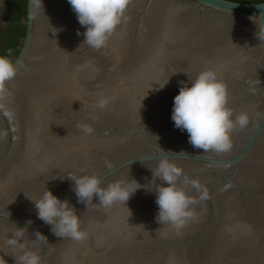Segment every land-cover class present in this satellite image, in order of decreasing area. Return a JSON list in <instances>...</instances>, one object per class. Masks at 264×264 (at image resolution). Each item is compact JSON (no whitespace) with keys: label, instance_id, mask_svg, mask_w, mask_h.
<instances>
[{"label":"clouds","instance_id":"1","mask_svg":"<svg viewBox=\"0 0 264 264\" xmlns=\"http://www.w3.org/2000/svg\"><path fill=\"white\" fill-rule=\"evenodd\" d=\"M67 3L75 13L79 25L85 28L82 33L83 44L91 49L101 50L116 30L127 23L126 11L131 0H67ZM259 8L262 10L259 19L264 21V5ZM41 9L43 10L42 0H29L30 13ZM77 35L81 33L78 32ZM18 72L17 63L7 56L0 55V94L5 93L4 85L13 80ZM168 82L169 79L163 84L155 85L163 89ZM107 103L108 99H101L98 106L103 109ZM171 120L174 128L187 133L188 143L194 149L203 150L204 153L229 151L232 147L233 131L244 129L249 124V116L246 112L235 114L228 107L226 86L211 69L200 72L193 81H189L188 78V83L181 82L179 92L173 98ZM78 127L86 135L93 132L88 125H78ZM162 153L163 155L157 154L154 157L155 159L159 157L158 164L154 170H151L153 181L161 182L154 191L156 197L154 202L158 208L156 221L159 224H168L179 232L189 220L194 218L192 206L197 204L198 200L206 199L207 192L201 189L196 180H190L186 176L183 177L184 183L190 184L196 190L198 198L189 196L182 188L177 187L178 181L183 176L182 169L170 161L167 153L163 151ZM108 167L111 168V165ZM67 178L73 182L71 190L77 202L85 206L92 203L94 197L98 200V204L105 208L114 204L126 205L130 197L141 188L135 180L127 183L112 182L102 187L101 180L95 175L69 174ZM148 186L145 187L150 191ZM33 204L37 218L50 226L55 236L73 241L87 238V233L81 228L80 217L67 199L60 200L46 188L42 196ZM35 234L36 239L45 238L39 232ZM8 243L15 248L18 241L10 240ZM19 248L23 254L19 255L17 264H40L38 255L23 251V243H19ZM0 264L4 262L0 260Z\"/></svg>","mask_w":264,"mask_h":264}]
</instances>
